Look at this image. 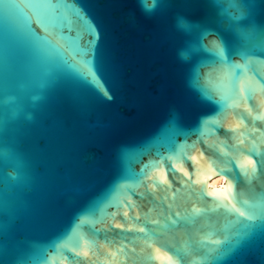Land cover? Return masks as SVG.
Wrapping results in <instances>:
<instances>
[{
  "label": "water",
  "instance_id": "water-1",
  "mask_svg": "<svg viewBox=\"0 0 264 264\" xmlns=\"http://www.w3.org/2000/svg\"><path fill=\"white\" fill-rule=\"evenodd\" d=\"M233 3L0 0V264H264V0Z\"/></svg>",
  "mask_w": 264,
  "mask_h": 264
},
{
  "label": "snow or ice",
  "instance_id": "snow-or-ice-1",
  "mask_svg": "<svg viewBox=\"0 0 264 264\" xmlns=\"http://www.w3.org/2000/svg\"><path fill=\"white\" fill-rule=\"evenodd\" d=\"M237 2V0H234V3L233 5H235ZM5 9L6 10H11L12 8H16V7H19L18 5H14V4H5ZM144 9H147V6L145 5L144 6ZM246 11L242 8H238L237 9V14L232 16L231 19L234 20V21H239L241 18H243L245 15H246ZM184 28L186 29V31L188 32H192L193 30H197L200 28V24H184L183 25ZM204 35H210V34H214V33H210V32H207V33H202ZM243 38V35L242 37ZM249 163H251V161H249ZM220 171H226V169H220ZM185 175H187V173H185ZM241 215H243V213H241Z\"/></svg>",
  "mask_w": 264,
  "mask_h": 264
},
{
  "label": "bare ground",
  "instance_id": "bare-ground-1",
  "mask_svg": "<svg viewBox=\"0 0 264 264\" xmlns=\"http://www.w3.org/2000/svg\"><path fill=\"white\" fill-rule=\"evenodd\" d=\"M220 179H223V178L215 177V178L209 180L208 184L218 183V182H220Z\"/></svg>",
  "mask_w": 264,
  "mask_h": 264
}]
</instances>
